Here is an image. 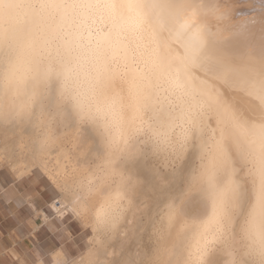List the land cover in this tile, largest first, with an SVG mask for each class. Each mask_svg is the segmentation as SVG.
<instances>
[{"label":"bare ground","instance_id":"bare-ground-1","mask_svg":"<svg viewBox=\"0 0 264 264\" xmlns=\"http://www.w3.org/2000/svg\"><path fill=\"white\" fill-rule=\"evenodd\" d=\"M240 1L0 0V157L88 230L74 264L126 232L145 264H264V0Z\"/></svg>","mask_w":264,"mask_h":264},{"label":"crops","instance_id":"crops-1","mask_svg":"<svg viewBox=\"0 0 264 264\" xmlns=\"http://www.w3.org/2000/svg\"><path fill=\"white\" fill-rule=\"evenodd\" d=\"M33 171L17 178L10 169H0V201H6L0 203V264H51L57 252L66 261L83 252L86 229L78 221L54 215L47 203L55 202L50 187ZM41 208L55 219L37 229L42 222L32 217Z\"/></svg>","mask_w":264,"mask_h":264},{"label":"rangeland","instance_id":"rangeland-1","mask_svg":"<svg viewBox=\"0 0 264 264\" xmlns=\"http://www.w3.org/2000/svg\"><path fill=\"white\" fill-rule=\"evenodd\" d=\"M240 2H244V0H241ZM240 6H241V4H240ZM248 9H249L248 7L245 8V10H247V11H248ZM250 9H251V12H249ZM250 9L248 11V14L253 16V14L255 12V14H254V16H255L256 15V11L253 10V8H250ZM252 10H253V12H252ZM246 16L249 17V15H246ZM23 167H25V166H23ZM1 168H8L15 175H17L16 173H18V171H19V168H17L16 166L13 165V161L11 159H3V158L0 157V169ZM33 170H36V171H33V173H35L38 176L42 177L43 180L49 185L50 191H51V197H52L53 200L57 201L60 198V193L57 191V189H54L55 186H54L53 182H51L48 179V177L45 174H43L40 170H38V169H33ZM28 173L29 172L23 173L22 176L25 175V174H28ZM51 204H53V203H51ZM52 210H53V208H52ZM63 211L66 212L65 210H61L57 214L54 211V213H55L54 215L58 219H60L62 217H59V215L61 213H63ZM64 218L65 219H69V220L77 221V220H75L72 217V215L69 212H66V215H64ZM84 234L86 236V239L84 240V245L85 246H83V248H84L83 252L77 258L72 259V260H68V261H64L63 264H74V262L76 260H79L80 257L82 259V257H83L82 255L84 254L85 250L89 247V246H87V245H89V243H87L88 242L87 238H88V235H89L88 230H86ZM127 235H128V237H127ZM122 237H123V239H122ZM116 238L113 240V243L110 246L111 248L110 247L107 248L109 250L105 249V252H104V250H96V252L94 253V255L96 256V259L93 261L92 264H145L146 249H143V247H145V246H143L144 245V243H143L144 239H142L141 236L138 235V233L137 234L136 233L133 234V232H132V234H131V232H129V233L128 232L121 233V234H118ZM116 246H117L118 249H116ZM112 250H113V252H112Z\"/></svg>","mask_w":264,"mask_h":264},{"label":"snow or ice","instance_id":"snow-or-ice-1","mask_svg":"<svg viewBox=\"0 0 264 264\" xmlns=\"http://www.w3.org/2000/svg\"><path fill=\"white\" fill-rule=\"evenodd\" d=\"M41 194H43V193H41ZM0 203H6V201H0ZM47 203L51 204L52 201L49 200ZM30 208L35 209V205H31ZM32 219L34 221L42 222V224H37V229H38L39 227L43 226V224H46L50 219H55V216L53 215L52 217H49L48 209L47 208H41V209L37 210L36 212H34ZM43 246L44 245H42V247Z\"/></svg>","mask_w":264,"mask_h":264},{"label":"built area","instance_id":"built-area-1","mask_svg":"<svg viewBox=\"0 0 264 264\" xmlns=\"http://www.w3.org/2000/svg\"><path fill=\"white\" fill-rule=\"evenodd\" d=\"M55 214V213H54Z\"/></svg>","mask_w":264,"mask_h":264}]
</instances>
